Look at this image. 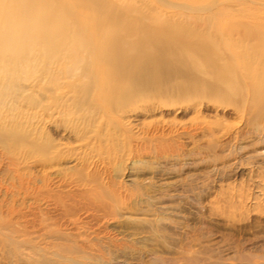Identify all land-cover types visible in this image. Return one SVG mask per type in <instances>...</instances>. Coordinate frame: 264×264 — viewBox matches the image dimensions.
<instances>
[{
	"label": "rangeland",
	"instance_id": "obj_1",
	"mask_svg": "<svg viewBox=\"0 0 264 264\" xmlns=\"http://www.w3.org/2000/svg\"><path fill=\"white\" fill-rule=\"evenodd\" d=\"M110 1L131 3L151 33L196 34L187 44L198 56L201 36L224 56L192 70L153 36L129 54L130 91L111 108L59 63L11 84L0 102V264H264V103L251 82L264 54L246 34L264 25V0Z\"/></svg>",
	"mask_w": 264,
	"mask_h": 264
},
{
	"label": "bare ground",
	"instance_id": "obj_2",
	"mask_svg": "<svg viewBox=\"0 0 264 264\" xmlns=\"http://www.w3.org/2000/svg\"><path fill=\"white\" fill-rule=\"evenodd\" d=\"M117 9L126 15L116 14ZM132 12L137 11L131 3L121 5L110 0H0V102L9 86L19 80L20 76L24 79L54 62L60 64L66 77H73V72L78 70V77L84 82L82 89L87 92L94 90L99 104L111 108L114 103H120L115 98L123 95L121 89L127 88L129 84L126 77L131 71L128 69L134 68V62L130 63L131 53L135 61L136 57L133 55L137 52L134 51H144L145 44L153 36L168 45L172 43L174 48L170 46L175 49L172 54L179 57L185 68L192 70L196 68V61H200L205 64L204 70L208 73L207 71L216 69L217 60L224 56L207 36H201L200 43L197 44L203 50V55L201 53L198 56L192 45L189 47L187 44L191 31L189 34L184 33L187 29L184 31L176 27L171 34L154 26L151 33L150 26L145 29L142 21L140 22L142 16L138 18L137 13L135 18ZM77 16L80 17L78 20L81 25L75 24ZM246 34H251L254 40L252 47L264 54V25L251 29ZM156 42L153 40V43ZM142 51H139L142 56L149 52L145 49L146 53L143 52V55ZM224 60L226 63L230 62L229 58ZM245 66L250 73L252 69L248 61ZM126 70L128 75L125 73V76ZM219 71V79H225L224 92H235L237 86L224 76L229 70L220 66ZM131 73L133 74V70ZM251 82L252 100L255 104L264 103V65L257 70ZM129 89H124L127 95ZM116 93L118 96H115ZM112 98L116 101L113 104ZM58 199L55 201L60 203Z\"/></svg>",
	"mask_w": 264,
	"mask_h": 264
}]
</instances>
